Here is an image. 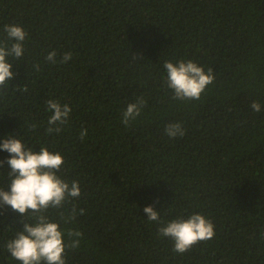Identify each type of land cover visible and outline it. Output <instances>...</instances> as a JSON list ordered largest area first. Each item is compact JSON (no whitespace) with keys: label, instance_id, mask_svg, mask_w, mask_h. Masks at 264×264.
I'll return each instance as SVG.
<instances>
[{"label":"trees","instance_id":"trees-1","mask_svg":"<svg viewBox=\"0 0 264 264\" xmlns=\"http://www.w3.org/2000/svg\"><path fill=\"white\" fill-rule=\"evenodd\" d=\"M5 24L26 39L23 56L8 57L15 75L0 93V143L10 134L59 152L57 174L79 182V197L46 213L66 244L80 240L66 264H264V0H0V43ZM66 52L72 59L59 62ZM181 59L213 70L198 100L175 99L167 86L165 62ZM140 98L126 126L122 113ZM49 99L72 108L59 134L46 131ZM176 122L185 135L170 138ZM8 156L0 149L5 190ZM193 213L214 237L176 252L159 228ZM23 219L34 223L0 206V264H21L6 243Z\"/></svg>","mask_w":264,"mask_h":264},{"label":"clouds","instance_id":"clouds-1","mask_svg":"<svg viewBox=\"0 0 264 264\" xmlns=\"http://www.w3.org/2000/svg\"><path fill=\"white\" fill-rule=\"evenodd\" d=\"M3 31L6 34L4 43H0V93H3L9 82L14 78L13 64L8 57L19 59L24 54L23 42L26 39L24 28L17 24H5ZM11 41V46L8 42ZM57 53L49 52L46 59L57 63ZM72 59V53L66 52L61 63ZM34 67H39L36 65ZM164 68L167 71L166 83L173 90L174 98L179 100H198L207 87L214 82L213 70L207 71L195 61L179 62L166 61ZM26 92L27 87L17 89ZM47 111L50 113L46 131L59 134L62 126L72 111L69 104L49 99L46 101ZM145 106L143 98L127 105L122 113V123L126 126L141 114ZM254 112L261 111V105L253 102ZM165 134L170 138L185 135L181 123H170L165 128ZM87 135V130L80 133L81 139ZM0 149L9 153L6 160L10 168L9 190L0 188V206H8L23 218L31 214L33 222L23 219V228L15 237L6 243L11 257L21 264H66L65 251L67 247L77 248L79 239L71 240L70 244L64 241V230L60 223L53 221L46 214L47 210L63 209L66 202L81 195L79 182H67L57 173L65 162L64 156L59 152H52L48 147H41L39 152L26 147L22 139L15 135L6 136L0 143ZM5 161H0L3 165ZM80 209V214L84 213ZM149 221H159L160 213L153 206L144 208ZM73 207L70 215L61 213V219L68 223L76 217ZM159 234L174 241V251L184 253L194 244L207 241L214 237L213 223L201 213H193L186 219H173L159 228ZM82 235L77 230L68 231L69 237L78 238Z\"/></svg>","mask_w":264,"mask_h":264}]
</instances>
